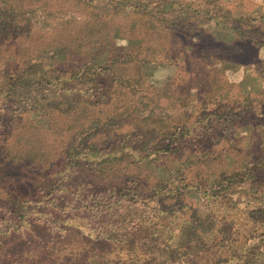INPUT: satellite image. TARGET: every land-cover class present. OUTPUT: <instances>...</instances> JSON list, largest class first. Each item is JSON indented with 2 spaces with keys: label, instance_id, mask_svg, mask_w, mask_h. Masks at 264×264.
I'll return each mask as SVG.
<instances>
[{
  "label": "trees",
  "instance_id": "obj_1",
  "mask_svg": "<svg viewBox=\"0 0 264 264\" xmlns=\"http://www.w3.org/2000/svg\"><path fill=\"white\" fill-rule=\"evenodd\" d=\"M104 2H97L96 6L109 5L112 12L106 14L101 26L90 18L87 23L78 25L75 16L70 19L67 16L71 27L64 30L51 24L47 17H44L42 25H30L31 28L26 24L25 16L13 22L8 14L11 9L22 11L20 15L39 10L57 14L63 13L64 7L53 12L42 5L36 6L33 0H0V45L7 39L21 45L23 40L30 38L29 43L21 48L19 61L5 62L2 69L5 76L0 77V221L9 223L6 230L0 228L3 234L22 232L27 204L40 198L38 195L42 191L55 195L62 174L68 179L64 191L70 192V187L81 181L94 188L112 189V197L117 191H127L135 200H148L152 192L158 194L163 189L164 180L152 172L151 180L154 182L146 183L134 171L137 161L133 159L132 152L149 144L150 139H157L153 144L156 151H171L173 162L182 163L183 137L179 128L184 124H179V118L171 115L172 120L165 118L167 107L159 109L157 101L153 104V100L159 101L168 90L169 98H180V91L170 89L178 87L179 78L188 74L183 84L189 85V90H198V83L207 89L200 91L209 94L201 99L207 98L206 105L214 104L211 106L214 109L208 106L209 110H203L198 117L208 116L210 120L220 111L219 106L228 107L235 102L231 91L237 84L230 78L229 66L259 64L260 60L251 63L237 57L238 53H247L252 47L257 50L255 58L260 57L264 42L255 37L253 31H245L242 24L227 25L231 24L227 23L230 13L219 18L217 25L233 31L206 37L208 26L204 25V19L200 21L204 15L210 19L205 10L191 8L192 15H189L187 8L185 13L181 7L167 8L169 4L164 0ZM50 3L48 0L45 5ZM169 22L173 23L172 26H167ZM14 23L15 26L12 25ZM237 40L244 41L245 45L236 43ZM213 50L218 51L216 55L211 54ZM42 52L60 59L45 68L43 61L38 59ZM198 59L201 67L197 70ZM170 62L176 68L173 75L150 78L148 66ZM217 62L223 65L222 68L217 66ZM92 70L95 71L93 75L90 74ZM199 74L202 77L198 80ZM74 78L91 83V89L74 88L70 84ZM217 87L224 88L228 98L219 99ZM49 88H60V94L66 101L57 106L37 105L35 98L28 96ZM73 100L75 105L71 103ZM138 100L147 103L139 106L136 113L127 112V105ZM157 110L160 111L155 114ZM229 111L230 115L231 111L237 113L236 106L233 104L231 109L229 106L223 114ZM34 115H39L40 120L33 118ZM124 134L129 137L121 139ZM112 140V147L106 150L104 146ZM257 169L255 165L249 170L254 180L260 175ZM233 175L224 179L231 181ZM223 188L225 186L217 190L211 186L208 194L215 199ZM230 189L227 187L223 195L226 196ZM106 192H100V202L112 199ZM158 195L163 201L170 198L165 202L171 205L180 198L186 200L187 194L185 189H179L169 197ZM99 206L101 203L88 202L85 207L102 212ZM128 208H121L122 214ZM108 211H112L113 216L118 214L115 208ZM27 222L26 227H32L30 219ZM104 233L96 239L120 240ZM144 233L146 240L151 242L148 232ZM182 247L190 250L192 244ZM257 251L258 248L250 249L237 256V264H264V259L257 257ZM177 252L178 249H171L167 254L174 259ZM3 256L0 264H7Z\"/></svg>",
  "mask_w": 264,
  "mask_h": 264
},
{
  "label": "rangeland",
  "instance_id": "obj_2",
  "mask_svg": "<svg viewBox=\"0 0 264 264\" xmlns=\"http://www.w3.org/2000/svg\"><path fill=\"white\" fill-rule=\"evenodd\" d=\"M33 1L37 3L36 6L42 5L44 9L46 7L53 12H58L61 7L65 11L53 14L39 10L20 15L22 11L11 9L8 14L13 22L25 16L26 24L32 28L33 25H42L44 17H47L51 24L65 30L71 27L68 21L70 17L75 16L78 25L87 23L90 18L93 19L90 21L101 26L106 14L112 12L108 9L111 7L109 5L96 6L97 2L104 0H49L51 3L47 5L45 2L48 0ZM164 1L169 4L167 8L181 7L183 13L187 8L189 15H192L191 8L207 11L209 20L206 15L205 18L200 17V21L205 20L204 25L208 26L206 37L233 31L217 25L219 18L230 13L227 23L231 24L227 25L242 24L245 31H253L254 36L264 42V0ZM169 16L173 15L170 13ZM172 24L169 22L167 26ZM12 25L15 26V23ZM29 39L23 40L21 45L7 39L0 45V77L5 76V71H2L5 62L19 61L21 48L29 43ZM236 43L245 45L242 40H237ZM256 51L252 47L247 53H238L237 57L251 63L260 60L258 66L234 64L228 68L231 80L237 84L231 91L235 102L228 105L230 109L233 104L236 106L235 114L233 111L231 115L230 111L223 114L228 107L219 106L220 111L210 120L208 116L198 117L199 113L203 110L207 112L208 106L214 104L206 105L207 98L201 99L209 95L202 93L207 89L201 83H198V90H189V85L183 84L188 74L179 78L178 87L170 89L180 91V98H169L168 90L162 99L153 100V104L157 101L159 109L167 107L165 118L172 120L171 116L176 117L179 118V124H184L180 126L182 129L179 128L183 137L182 163L173 162L171 151H156L153 144L157 139H150L149 144L132 152L133 159L137 161L134 171L146 183L152 180L154 182V179L151 180L152 172L158 173L164 180L163 189L158 194L169 197L177 190L185 189L186 200L180 198L170 205L165 202L170 201V198L163 201L155 192L149 193L148 200H135L127 191H117L115 197H112V189L94 188L95 186L81 181L75 182L70 187V192L64 191L68 179L62 174L59 176V189L55 195H47L42 191L38 195L40 198L27 204L25 218H22V232L9 235L0 232V257L5 255L7 264H237V256L258 248L257 257L264 259V247L260 248L264 245V45L260 49V57L255 58ZM217 52L213 50L211 54L216 55ZM39 58L45 68L60 59L48 52L40 53ZM197 62L195 68L198 70L201 60L198 59ZM217 66L222 68L223 65L217 62ZM175 70L172 62L147 67L150 78H165L173 75ZM94 72L92 70L90 74L93 75ZM200 74L202 75V71ZM200 74L198 80L202 77ZM70 84L76 89L88 90L92 85L76 78ZM217 90L216 96L219 99L228 98L224 88L217 87ZM60 93V88H49L39 93L32 92L28 96L35 98L37 105L57 106L66 101ZM71 103L75 105L76 101ZM146 103L147 101L141 103L138 100L129 104L127 112L136 113L137 108ZM158 111L160 110L155 114ZM33 118L40 120L39 115H34ZM128 137L124 134L121 139ZM113 143L114 140L107 143L105 149L111 148ZM255 165L258 166L256 172L260 175L254 180L249 170ZM232 174L231 181L224 179ZM211 186L217 190L222 186L225 188L220 189V196L213 199L208 194ZM226 186L231 189L225 196L223 192ZM104 190L112 199L100 202L99 195ZM88 202L101 203L99 210L102 212H97V208H86ZM127 206L129 208L122 214L121 208L125 209ZM110 208L116 209L117 216H113L112 211L107 212ZM28 219L31 221L29 224L32 223L30 228L26 227ZM0 223L1 229L9 225L5 220ZM141 226L143 230H140ZM144 232H148L151 242L146 240ZM102 233L120 240L96 239L103 236ZM188 243L192 244V249L185 250L182 246ZM171 249H178L174 259L167 254Z\"/></svg>",
  "mask_w": 264,
  "mask_h": 264
}]
</instances>
